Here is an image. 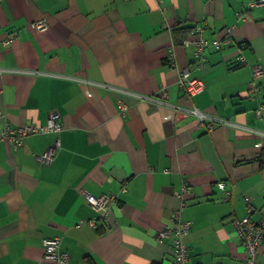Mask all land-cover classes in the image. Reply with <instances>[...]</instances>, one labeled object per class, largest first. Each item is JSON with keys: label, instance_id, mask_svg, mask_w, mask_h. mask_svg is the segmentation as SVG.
<instances>
[{"label": "crops", "instance_id": "1", "mask_svg": "<svg viewBox=\"0 0 264 264\" xmlns=\"http://www.w3.org/2000/svg\"><path fill=\"white\" fill-rule=\"evenodd\" d=\"M256 1L0 0V128L43 126L51 112L62 126L19 146L0 142V264H39L51 238L69 264H173L172 245L156 234L178 212L191 223L188 264H243L233 221L249 205L254 222L264 213ZM197 28L207 42L201 68L184 45ZM256 64L263 73L252 77ZM184 70L201 92L179 85ZM192 108L229 124L208 131ZM56 145L40 165L35 157ZM82 191L112 197L108 222Z\"/></svg>", "mask_w": 264, "mask_h": 264}, {"label": "built area", "instance_id": "2", "mask_svg": "<svg viewBox=\"0 0 264 264\" xmlns=\"http://www.w3.org/2000/svg\"><path fill=\"white\" fill-rule=\"evenodd\" d=\"M263 0H258L252 2L249 5H262ZM32 28L38 31L46 30L47 26L44 21H36L32 23ZM185 46L193 45L194 52L193 58L194 63L197 68L204 66V56L203 51L207 47V42L202 35V29L197 28L194 35L191 38H188L184 42ZM214 47L219 48V43L214 42ZM244 46H242L243 48ZM237 62L240 64H246L245 58L241 53H238L236 58ZM252 77H258L263 73V68L261 65L256 64L251 67ZM188 76V71L184 70L179 76L178 83L185 90L187 95H195L201 92L205 85L202 80L191 79L186 80ZM124 105L119 104V108L124 110ZM190 113L193 114L198 119L199 126H205L209 131L216 125H228L227 120H221L215 116L201 112L196 108H192ZM1 118V115H0ZM59 114L57 112H51L46 123L43 126L34 125H25L23 127L12 129L8 124H5L0 128V142L8 141L14 146H19L23 137L29 134L35 133H59L62 130V126L59 121ZM207 121V124H205ZM252 131V130H251ZM261 146L259 142L257 144ZM56 146L49 148L44 153L37 155L35 158L37 162L42 164H49L55 155ZM217 187L225 191V186L223 183H218ZM81 195L84 197L89 206L95 210L98 214L99 219L104 222H108L111 217V204L110 200L112 197L106 194L99 196H94L88 194L84 191L81 192ZM229 192L225 191V196L229 198ZM178 196V194H177ZM182 208V207H181ZM179 213V212H178ZM174 216V224L163 228L160 232L156 234L157 240L160 242H169L172 245V255H173V264H188V249L187 245L184 242L185 237L188 235L191 229V223L189 221L179 220V214ZM252 208L248 206L246 215L241 219H235L233 223L235 224L237 235L240 238L242 246L245 250V255L243 259V264H258L257 255L260 244L264 239V213L259 222H254L251 219ZM43 255L39 264H69L70 256L67 252L61 250L60 248V239L51 238L42 240Z\"/></svg>", "mask_w": 264, "mask_h": 264}, {"label": "trees", "instance_id": "3", "mask_svg": "<svg viewBox=\"0 0 264 264\" xmlns=\"http://www.w3.org/2000/svg\"><path fill=\"white\" fill-rule=\"evenodd\" d=\"M184 40H185V38H184Z\"/></svg>", "mask_w": 264, "mask_h": 264}]
</instances>
